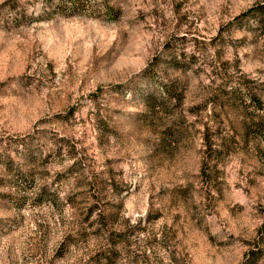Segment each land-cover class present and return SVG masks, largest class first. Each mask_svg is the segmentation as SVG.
Instances as JSON below:
<instances>
[{
    "label": "rangeland",
    "instance_id": "rangeland-1",
    "mask_svg": "<svg viewBox=\"0 0 264 264\" xmlns=\"http://www.w3.org/2000/svg\"><path fill=\"white\" fill-rule=\"evenodd\" d=\"M89 1L0 0V264H264V0Z\"/></svg>",
    "mask_w": 264,
    "mask_h": 264
},
{
    "label": "trees",
    "instance_id": "trees-1",
    "mask_svg": "<svg viewBox=\"0 0 264 264\" xmlns=\"http://www.w3.org/2000/svg\"><path fill=\"white\" fill-rule=\"evenodd\" d=\"M44 1H46L47 7H46V10L44 11L43 15H41L37 18H35L33 16L29 17V18H33V19L46 18L45 15L47 17H49V15L56 13L59 8L62 9L63 12L69 11L68 14L73 15L76 12L86 10L87 4L90 2L89 0H58V3L54 8L52 0H44ZM105 4H107V3H105ZM103 10L110 12V13H111V11H113V9L111 7H109L108 5H105ZM244 17L253 18L257 22L259 27L264 29V3L259 4L255 7H252L249 11L243 13V15H241V18H244ZM24 18H27V17H24ZM171 64L176 65V66L185 65L186 60L183 61V59H181V57H178V55H173ZM232 90H234V89H232ZM169 97H170V99H171V97H173L174 101H180L182 98V95L181 94L180 95L179 94L178 95H172L169 93ZM253 98H254L253 95H251V100H253ZM163 99H165V98L163 97ZM206 140L208 142V137H206ZM107 203L108 202H104V204H107ZM109 204H111L112 207L114 206V207H118V208H120L122 206L121 204L115 205L112 202ZM106 211L107 210L105 208H103V209L99 208L96 205V203H92V205H89V207L87 208L86 219H90L93 215L97 214L101 223L109 224L112 222V220L115 219V217L117 216V213H115V214H113L111 212L106 213ZM101 220H103V221H101ZM129 231L132 232L134 230L129 229ZM261 232L264 235V223L262 225ZM111 234L114 236H117V237H119V236L121 237V235H122L121 233L116 234L114 232L113 233L111 232ZM70 237L71 236L66 237V241H67V242L65 241L66 243H68V239H70Z\"/></svg>",
    "mask_w": 264,
    "mask_h": 264
}]
</instances>
